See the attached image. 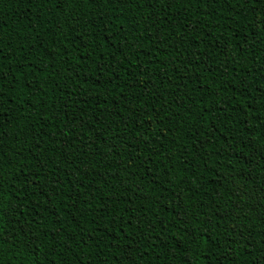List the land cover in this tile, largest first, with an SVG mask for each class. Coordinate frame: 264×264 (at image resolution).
Wrapping results in <instances>:
<instances>
[{"label":"trees","instance_id":"obj_1","mask_svg":"<svg viewBox=\"0 0 264 264\" xmlns=\"http://www.w3.org/2000/svg\"><path fill=\"white\" fill-rule=\"evenodd\" d=\"M264 0H0V264H258Z\"/></svg>","mask_w":264,"mask_h":264},{"label":"snow or ice","instance_id":"obj_2","mask_svg":"<svg viewBox=\"0 0 264 264\" xmlns=\"http://www.w3.org/2000/svg\"><path fill=\"white\" fill-rule=\"evenodd\" d=\"M258 264H264V255L261 256L260 261L258 262Z\"/></svg>","mask_w":264,"mask_h":264}]
</instances>
